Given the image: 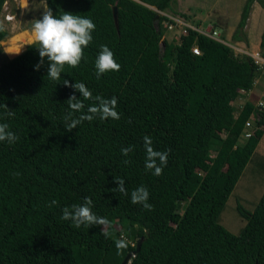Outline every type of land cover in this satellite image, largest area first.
<instances>
[{"label": "trees", "instance_id": "trees-1", "mask_svg": "<svg viewBox=\"0 0 264 264\" xmlns=\"http://www.w3.org/2000/svg\"><path fill=\"white\" fill-rule=\"evenodd\" d=\"M44 1L55 16L70 12L96 28L80 64L65 65L59 81L48 77L47 58L35 70L39 45L23 46L32 32L3 42L13 58L0 65V123L18 139L0 141V264H120L129 252L128 264H264V192L253 211L237 205L245 220L238 234L218 222L264 133V107L247 100L235 114L232 103L253 87L259 71L253 58L192 28L168 40V17L158 11L172 10L175 0ZM254 2L264 9V0H245L232 41H245ZM6 36L0 27V41ZM195 44L199 54L191 50ZM101 45L120 70L97 78ZM20 46V54L9 53ZM260 50L264 55V30ZM63 80L84 83L93 98L116 97L120 118L97 116L66 131L69 96L84 103L73 118L95 100ZM251 116L248 128L256 130L240 143ZM145 136L154 150L168 151L161 175L145 168ZM117 177L129 195L115 190ZM139 186L149 192L151 211L131 203ZM84 197L110 222L109 236L102 225L76 228L61 219L64 207ZM121 238L129 243L118 252Z\"/></svg>", "mask_w": 264, "mask_h": 264}, {"label": "clouds", "instance_id": "clouds-1", "mask_svg": "<svg viewBox=\"0 0 264 264\" xmlns=\"http://www.w3.org/2000/svg\"><path fill=\"white\" fill-rule=\"evenodd\" d=\"M95 28V23L89 18L79 17L70 12H64L57 17L53 14L52 9L49 8L32 26L33 43L39 45L38 52L40 57L37 65L34 66L35 70H38L44 64L45 58H47L48 77L52 80L59 81L65 65L75 68L80 64L84 56V49L92 41L91 33ZM220 38L223 39L222 37ZM224 41L225 43H222L233 49L232 43L230 44L228 41ZM21 46L16 51L9 53L20 54ZM95 68L97 78L103 73L120 70V64L116 62L114 53L108 46L101 45L100 52L95 61ZM63 84L66 87H71L75 91H78L84 100H95V103L88 107L86 113H82L79 117L73 118V112H82L84 103L83 100L78 99L75 94L69 96L67 100L71 111L64 118L65 121H67L66 131H71L76 128L82 121H92L97 116H99L101 120L107 118L118 120L120 118L119 113L116 111V97L105 99L101 96H96L93 98L91 91L82 82L70 83L68 80H63ZM7 115L13 116L14 113L8 112ZM17 139L18 137L15 133L9 130V125L7 123H0V141L7 140L9 143H13ZM143 140L146 151L145 168L149 170L154 169V175H161L162 166L167 163L168 151L160 152L154 150L152 147V140L148 136L143 137ZM131 151L132 146L121 149V153L125 156ZM157 159L159 160L160 166H157ZM124 163L127 164L129 161L125 160ZM114 181L116 182V191L126 196L129 195L124 187V180L122 178H114ZM130 196L131 203L141 204L144 209L148 211L152 210L153 206L148 203L149 192L146 187H137L131 191ZM52 203L56 204L57 202L54 200ZM92 206V199L90 197H84L82 204H73L64 207L62 209L61 219L71 220L73 226L76 228H80L81 225L88 228L94 225H102L103 228L101 233L106 237L109 236L110 233L108 228L111 226L110 222L107 218L97 216L92 211ZM115 243L119 252L127 248L129 242L121 238Z\"/></svg>", "mask_w": 264, "mask_h": 264}, {"label": "rangeland", "instance_id": "rangeland-1", "mask_svg": "<svg viewBox=\"0 0 264 264\" xmlns=\"http://www.w3.org/2000/svg\"><path fill=\"white\" fill-rule=\"evenodd\" d=\"M32 1L33 0H31V2ZM31 2L29 1L28 5H25L22 9H20V7H15L16 5L14 1H10V7L15 15L11 24L5 21L3 15L0 13V27H3V29L7 32L6 38L0 41V65L6 60V58H13L7 55L5 51V47L7 45H4L3 42L20 33V38L24 39L23 37L27 36V33L32 32V24H34L37 19L41 18L43 13L47 11L46 7H42V1L35 4H32ZM244 2L245 0H175V2L172 3V10H167L166 13L176 18H180L186 23L189 22L192 26L198 28L205 29L206 26V28H214L220 37L228 41L230 44L232 43L234 54L239 56L246 54L250 56L251 54H255V52L259 51L258 48L256 50H250V39L247 38L248 41L246 40L240 42L239 44H233L236 42L228 40L237 27ZM255 3L257 2H254L253 4ZM253 4L250 12L253 10ZM261 21L260 24H257L258 21L256 23L254 22L252 26L249 21L246 25L247 29L250 30L251 28V38L256 40V38L259 37L258 40H260V42L264 30V23H261ZM246 26L244 28H246ZM261 26H263L262 29ZM259 31H261L260 34ZM23 32L24 36L22 35ZM180 32L181 28L166 30L164 37L168 40L171 38L175 39L179 37ZM242 32V34H244V31ZM32 42L33 40L26 41L23 43V46L26 47ZM240 96H238L233 102V105L236 108L235 114L240 110L243 102L245 101L243 94L241 98ZM258 96L259 95L255 96V98ZM255 130L256 128L254 124H252L250 128L246 125L243 129L239 142L242 143L243 140L248 137V134L251 132L254 133ZM263 192L264 136H262L259 141L258 146L251 155L247 165L240 175V178L236 182L232 192L225 202V205L219 214L218 222L231 233L238 234L245 225V220L239 213L237 205H241L247 211H253Z\"/></svg>", "mask_w": 264, "mask_h": 264}, {"label": "crops", "instance_id": "crops-1", "mask_svg": "<svg viewBox=\"0 0 264 264\" xmlns=\"http://www.w3.org/2000/svg\"><path fill=\"white\" fill-rule=\"evenodd\" d=\"M11 1H14L15 5H16L15 7L16 8H19L20 7V9H22L25 5H28L29 1L31 2V0H24V2H23V0H11ZM39 1H42V7L43 6L46 7L44 0H38V1L37 0H33L31 3L32 4L33 3L35 4L37 2L40 3ZM259 20L260 21L262 20L261 23H264V9L258 3H255V4H253V10H252V12H250V16L248 17V20H247L246 25L249 23V21L251 22V26L254 24V22L256 23L257 21H258L257 24H260V21ZM12 21L11 22H8V23L11 24ZM187 23L190 24L189 22H187ZM262 28H263V26H261V29ZM31 30H32V27H31ZM243 31H244V34H243L244 40L246 41L247 38L250 39V42H249V44H250L249 45L250 46V50H256L258 48L259 51L261 52V50H260V40H258L259 37L256 38V40H253L251 38V36H252L251 28L249 30V29H247V26H246V28H244ZM260 32L261 31H259V34H260ZM228 40L231 41V36L228 38ZM240 42H243V41H236V43H233V44H239ZM24 49H25V47H24ZM254 80H255V82L253 84L252 89H250L249 91H243V90H241L240 91V95L241 96L240 95L239 96L241 98L242 97V94H243V96L245 97V101L249 100V101H252V102H255V103H257L258 101H264V75H262L258 71V73L256 74V77H255ZM257 95H259V96L255 98V96H257ZM247 98H249V99H247ZM240 104H242V103H240ZM262 136H264V133H263ZM261 138H260V140H261ZM258 144H259V142H258Z\"/></svg>", "mask_w": 264, "mask_h": 264}, {"label": "built area", "instance_id": "built-area-1", "mask_svg": "<svg viewBox=\"0 0 264 264\" xmlns=\"http://www.w3.org/2000/svg\"><path fill=\"white\" fill-rule=\"evenodd\" d=\"M10 1L11 0H4L2 5H1V9H0V13L3 15L4 20L7 22H11L15 18L14 13L12 12V9L10 7ZM159 13L168 17V20L165 22L168 30H174L176 28H181V32L179 34V37H177V38H180V36L186 34L188 28H192V29L198 31L199 33H201L203 35H206L210 38H213L215 40H218V41L225 43V41L220 38L218 32L212 27L211 28H205V29L198 28V27L192 26V25L184 22L180 18H176L174 16H171L167 13L160 12V11H159ZM191 50L194 54L200 53L199 48L196 44L192 47ZM250 57L253 58L254 63L257 65V68L260 71V73L262 75H264V55L261 54L259 51H257V52H255V54H251ZM257 106L261 109L262 107H264V102L258 101ZM250 120L251 121L255 120L254 116H251L249 118L248 122L246 123L247 126H250ZM249 135H250V133L248 134V136Z\"/></svg>", "mask_w": 264, "mask_h": 264}, {"label": "water", "instance_id": "water-1", "mask_svg": "<svg viewBox=\"0 0 264 264\" xmlns=\"http://www.w3.org/2000/svg\"><path fill=\"white\" fill-rule=\"evenodd\" d=\"M113 18H114V21H115V24L117 25V8L116 6L113 7ZM140 247V242L137 243L136 245V250H138ZM133 252H129L125 257L124 259L122 260V262L120 264H128L129 262V259L131 258V256H133Z\"/></svg>", "mask_w": 264, "mask_h": 264}]
</instances>
